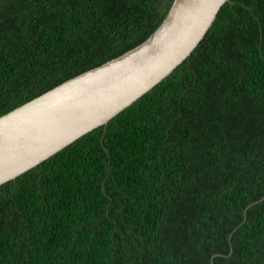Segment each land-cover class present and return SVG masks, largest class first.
Listing matches in <instances>:
<instances>
[{"label":"trees","instance_id":"trees-1","mask_svg":"<svg viewBox=\"0 0 264 264\" xmlns=\"http://www.w3.org/2000/svg\"><path fill=\"white\" fill-rule=\"evenodd\" d=\"M172 1L0 0V117L147 39ZM263 195L264 0H229L169 77L0 187V264H264Z\"/></svg>","mask_w":264,"mask_h":264},{"label":"water","instance_id":"water-1","mask_svg":"<svg viewBox=\"0 0 264 264\" xmlns=\"http://www.w3.org/2000/svg\"><path fill=\"white\" fill-rule=\"evenodd\" d=\"M228 1L173 0L147 39L2 115L0 187L107 125L161 83Z\"/></svg>","mask_w":264,"mask_h":264},{"label":"rangeland","instance_id":"rangeland-1","mask_svg":"<svg viewBox=\"0 0 264 264\" xmlns=\"http://www.w3.org/2000/svg\"><path fill=\"white\" fill-rule=\"evenodd\" d=\"M211 26H212V25H211ZM209 29H210V28H209ZM202 40H203V39H202ZM202 40H201V41H202ZM199 44H200V43H199ZM199 44H198V45H199ZM195 49H196V48H195ZM195 49H194V50H195ZM194 50H193V51H194ZM191 54H192V53H191ZM191 54H190V55H191ZM169 76H170V75H169ZM169 76H168V77H169ZM166 78H167V77H166ZM166 78H165V79H166ZM165 79H164V80H165Z\"/></svg>","mask_w":264,"mask_h":264}]
</instances>
